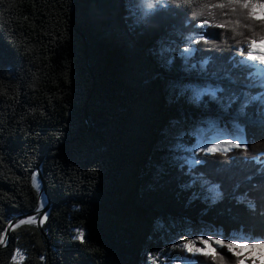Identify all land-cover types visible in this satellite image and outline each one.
Masks as SVG:
<instances>
[{
	"label": "trees",
	"instance_id": "trees-1",
	"mask_svg": "<svg viewBox=\"0 0 264 264\" xmlns=\"http://www.w3.org/2000/svg\"><path fill=\"white\" fill-rule=\"evenodd\" d=\"M219 2L166 0L145 15L144 0H0V237L11 218L39 204L32 178L40 164L52 200L42 230L12 229L0 264H241L226 248L212 259L174 247L189 222L224 235L264 233V166L255 161L264 126L245 122L247 151L196 152L201 163L191 168L170 139L203 111L218 116L216 102H193L185 89L216 81L248 37L264 35L259 24L255 35L242 27L234 35L230 12L192 15L198 4ZM205 19L228 26L201 30ZM200 31L220 47L193 45L200 51L187 61V83L167 78L181 68L185 38ZM202 57L212 58L206 70L190 66ZM212 184L222 193L215 201Z\"/></svg>",
	"mask_w": 264,
	"mask_h": 264
},
{
	"label": "snow or ice",
	"instance_id": "snow-or-ice-1",
	"mask_svg": "<svg viewBox=\"0 0 264 264\" xmlns=\"http://www.w3.org/2000/svg\"><path fill=\"white\" fill-rule=\"evenodd\" d=\"M172 3L192 6L193 0H171ZM166 0H144V8L146 9L145 15L154 11L157 5H164ZM219 9L221 15H228L229 12L236 15L234 21H229L228 24L232 25L231 30L234 35L243 36L242 31L237 29L242 27L249 29L255 35V29L253 24H259L264 29V0H221L219 3H213L211 5L207 3L198 4L192 11L194 17L213 15V13H205V9ZM228 10V11H224ZM251 22V23H248ZM225 23L210 24L207 19L203 20L197 25L201 30L209 27L225 28L228 26ZM206 33L203 31L197 32L194 35H189L185 38L187 47H184L180 51V56L187 63L200 49H197L193 45L205 44L212 48L220 47L214 41L206 38ZM237 43H242L238 41ZM259 44H264V35L259 36V40L248 37L246 41V47L241 46L238 49V57L233 56L230 61V67L224 69L223 79L226 81V85L220 83H203L189 85L187 91H191L192 100L196 103L204 101L205 97H208L211 101L216 102L224 111H229L235 105V116L231 122V130L227 127L221 128L215 121L211 122L213 129L212 135L201 136L198 138L195 145L192 146L189 151L191 157L185 161L189 167H193L201 161L195 159V153L197 150L215 154L218 152L227 154L233 149H242L247 151L248 140L246 134V127L241 122V117H248V109L253 108L254 114L258 116L259 123L264 126V50L257 47ZM164 51H170L165 49ZM212 61L211 57H202L199 64H191L190 66L196 68L199 66L201 70H206L209 63ZM173 61L169 59L167 63L171 64ZM214 136V139H213ZM257 163H262L256 158ZM195 179V178H193ZM204 183H208L205 181ZM32 184L34 187L39 188L36 177L33 176ZM209 193L212 194V198L216 199L222 196L219 190V186L212 184L208 187ZM241 202H246L248 207L254 208L255 204L251 200H247L246 196L238 198ZM43 207V204L40 206ZM39 211V209H38ZM47 220V214L43 215L42 221ZM35 217L19 220V224H32L35 223ZM18 226V225H17ZM188 235H194L188 233ZM223 236L222 239L214 237ZM77 239L81 242L84 241L83 231L79 232ZM4 239L0 237V244L4 243ZM236 242H240L241 246H248L252 249L260 248L264 249V233L260 235H248L244 233L224 235L217 231L200 232L195 234L194 239H183L174 247L179 248L181 251L195 255H203L205 257L216 258V248L212 247L213 244L226 248L229 252L233 251ZM202 246H197V244ZM19 255V253H17ZM182 264H198V262L192 261L188 257H178ZM223 259V257H221Z\"/></svg>",
	"mask_w": 264,
	"mask_h": 264
},
{
	"label": "rangeland",
	"instance_id": "rangeland-1",
	"mask_svg": "<svg viewBox=\"0 0 264 264\" xmlns=\"http://www.w3.org/2000/svg\"><path fill=\"white\" fill-rule=\"evenodd\" d=\"M183 48L184 47H181L180 48V51ZM179 56H180V53H179ZM180 61H181V68L179 70H177V73L175 71V74L173 73L171 75H168L167 78H170L171 80L172 79H177L178 81L188 80V79H185V76H184V74H185V67L187 66V63L184 61V59H180ZM218 76L219 77L214 78V79H216V81L214 80V82H212L208 78V80H206V82H204V83H213V84L214 83H220V84H225L224 81H222V79H223V73L219 72V75ZM165 77H166V75H165ZM185 82L187 83V81H185ZM215 113L218 116H216L214 113H206V111L205 112L203 111L202 114H197L198 115V119L197 120H192V119L189 118L190 125H188L187 128H185L183 125H181V130L180 131L175 132L173 134L171 133L170 139H171V141H173L174 143H176V144H174V146H177L179 148V153H180L179 156H180V159H183V161L184 160L186 161L187 159H189L191 157L192 154L189 153L190 152L189 149H191L192 146L196 144V142H197V140H198L199 137L206 136V135H212L213 129H212V126H211V122L215 121V122H217L219 124V126L221 128L227 127L229 130H231V122H232L233 117L235 116V109L230 114V121H228V123L226 122V124H228V125H225V123L223 122V118H225V116L227 115V113H226V111H224L220 107L219 104L215 108ZM213 115H215L216 117L214 118ZM253 115L255 116V119H253V118L251 120L247 119L248 121H246V118L245 117H241L240 120L244 124H245V122H248V124H257V125H259L260 123H259L258 116H256L255 114H253ZM185 131H187V132H185ZM178 133H180V135ZM186 133L189 136H191L193 138V140H194V143L192 144V146H189L188 147L187 144L185 146V145H182L180 143V138H182L184 135H186ZM213 139H214V136H213ZM166 142H167V140L165 141V143ZM196 152L197 153L206 154L205 152H202V151H199V150H197ZM173 226H176V224L174 223ZM210 231L211 230H207L202 225L201 226H196V225H193V224H191L189 222L186 225V230L185 231H181V232L177 233V235L175 236V240H183L185 238H187V239H194L195 238V234H198L200 232H210ZM188 233H192L194 235H188ZM216 238L222 239L223 236L214 237V239H216ZM212 247L216 248V251L219 250V249H222L220 246L215 245V244H213ZM231 252L232 253H235V254L238 253L240 256H242L243 258H242V261L241 262H243L245 264H252L254 261H257L258 263L264 264V249H260V248L252 249V248H250V247H248L246 245L245 246H241L240 242H236L235 247H234L233 251H231ZM17 259L18 260H21V256L18 255L17 256ZM249 260L250 261L252 260V262L249 263L248 262ZM163 261H165V259ZM156 264H168V263L156 261ZM172 264H182V262H180V263L179 262L178 263L173 262Z\"/></svg>",
	"mask_w": 264,
	"mask_h": 264
},
{
	"label": "water",
	"instance_id": "water-1",
	"mask_svg": "<svg viewBox=\"0 0 264 264\" xmlns=\"http://www.w3.org/2000/svg\"><path fill=\"white\" fill-rule=\"evenodd\" d=\"M84 42H85V48H86L87 47V45H86L87 42H86V38L85 37H84ZM88 67H89V69L91 71L92 77H94L93 70L91 69V66L89 64H88ZM85 125H86V130L87 131H91L93 129V124H92L87 112H85ZM35 173L38 175L39 180L41 182V191L40 192L43 193V195L46 198V206H45V208L42 211H38V204H37V206L35 207L34 210H32V211H30L28 213H25L23 215H19V216L13 217L7 223V226H6V229L4 231V235H3V239H4L5 242L0 244V249H2V248H4V247L9 245L10 235H11L12 229L17 228V227L22 225V224H19V220L28 219L30 217H35L36 222L33 223V224H35L37 228L42 230L43 229V225L47 221V220H43V222H41L42 218H43V215L47 214V219L49 217V214H50V211H51V208H52V200H51V197L49 196V194L47 192V189H46V183H45V180H44L43 168H42L41 164L37 167V169L35 170ZM35 190H36V188H35ZM40 192H38V195L40 194Z\"/></svg>",
	"mask_w": 264,
	"mask_h": 264
},
{
	"label": "bare ground",
	"instance_id": "bare-ground-1",
	"mask_svg": "<svg viewBox=\"0 0 264 264\" xmlns=\"http://www.w3.org/2000/svg\"><path fill=\"white\" fill-rule=\"evenodd\" d=\"M35 177H36L37 184H38V186H39L38 190H39V192H40V191H41V182H40L39 177H38L37 174L35 175ZM41 204H43V207H42V208L40 207ZM45 206H46V198H45V196L43 195V193L40 192L39 204H38V209H39V211H42V210L45 208Z\"/></svg>",
	"mask_w": 264,
	"mask_h": 264
}]
</instances>
